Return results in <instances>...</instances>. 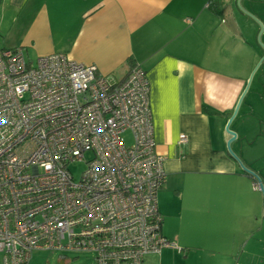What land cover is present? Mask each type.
I'll return each mask as SVG.
<instances>
[{"label": "crops", "instance_id": "0c3cea01", "mask_svg": "<svg viewBox=\"0 0 264 264\" xmlns=\"http://www.w3.org/2000/svg\"><path fill=\"white\" fill-rule=\"evenodd\" d=\"M218 2L0 1V47L22 48L32 61L64 54L119 81L135 64L146 71L154 140L168 175L157 201L163 234L180 249L150 254L144 264H264L263 255L246 251L264 227V199L242 167L264 181L245 156L264 153L246 87L263 55L249 37L261 25L264 36V0ZM231 15L239 17L231 23Z\"/></svg>", "mask_w": 264, "mask_h": 264}, {"label": "built area", "instance_id": "2783aa9c", "mask_svg": "<svg viewBox=\"0 0 264 264\" xmlns=\"http://www.w3.org/2000/svg\"><path fill=\"white\" fill-rule=\"evenodd\" d=\"M26 58L0 47L3 264H33L39 251L144 264L179 250L163 234L157 202L168 175L146 71L135 64L119 81L64 54ZM76 163L85 165L79 181Z\"/></svg>", "mask_w": 264, "mask_h": 264}, {"label": "rangeland", "instance_id": "374dc122", "mask_svg": "<svg viewBox=\"0 0 264 264\" xmlns=\"http://www.w3.org/2000/svg\"><path fill=\"white\" fill-rule=\"evenodd\" d=\"M237 17L239 16L231 15L227 17V19L231 23H233L235 18ZM235 33L236 31L234 29L233 37H232L233 40H235L234 38ZM260 33H259L260 36L258 35L259 37L258 36H255V38L253 36L249 37L250 39L253 38L254 44L258 47V49L263 50V55L259 59L260 62L256 60L258 63L255 65V67L252 70V73L254 74L252 75L251 73L252 77L250 76L251 80L249 79L250 83H248L249 85L247 87H249L250 95L249 94L248 95H249L251 104L253 105L254 119L256 120V123L258 124V128L260 127L261 132H262L260 141L261 143H263L264 142V59H263L264 58V47H263L264 46V36H263V29L261 28V26H260ZM231 45L233 49V41L231 42ZM217 49H218V46H217ZM251 49L252 48H250L249 51H252ZM228 53L229 51L228 52L226 51L224 52V55L222 54V56H226L228 55ZM246 126H247V129H249L247 132H250L252 130V127L250 125H246ZM246 126L244 127L245 130H246ZM255 135H257L256 132H255ZM127 137L128 139L126 141H128V144L130 145L132 143L130 134H127ZM245 156L248 159V161L251 162V165L253 166V168H255L256 170H259L260 171L259 173L264 174V153L262 151L261 152L247 151L245 152ZM84 167L85 165L80 164V163H76L73 165L72 171L75 177L74 180L79 181V179L81 178L82 172L85 169ZM245 169L249 170L247 167H245ZM263 196L264 195L262 194V197ZM254 235L255 237L254 236L250 237L252 242L250 246L247 247L246 249V251L249 252L247 255L251 257V256H255L254 254L256 253V254H261L264 256V227H262L261 229L258 227ZM242 252L240 253L239 258L243 254ZM32 256H33V264H95L94 255L91 253L89 254L88 253H74V252H66V253L52 252L51 253V251H39V252H35ZM2 260H3V257L2 255H0V264H3ZM259 261L260 260H258V262L251 261L250 263L260 264Z\"/></svg>", "mask_w": 264, "mask_h": 264}, {"label": "water", "instance_id": "95a60500", "mask_svg": "<svg viewBox=\"0 0 264 264\" xmlns=\"http://www.w3.org/2000/svg\"><path fill=\"white\" fill-rule=\"evenodd\" d=\"M239 3V2H238ZM240 6V5H239ZM245 11V10H244ZM246 12V11H245ZM247 13V12H246ZM249 14V13H248ZM253 17V16H252ZM258 21V20H257ZM259 22V21H258ZM262 26V25H261ZM262 29H263V27H262ZM262 32V31H261ZM261 34V33H260ZM260 36V35H259ZM258 36V37H259ZM260 42V41H259ZM264 47V46H263ZM264 59V58H263ZM262 59V60H263ZM261 60V61H262ZM260 62V61H259ZM259 65V64H258ZM257 68V67H256ZM256 70V69H255ZM254 70V71H255ZM254 73H252V75H253ZM252 75H251V77H252ZM250 80H251V78H250ZM249 83H250V81H249ZM249 85V84H248ZM247 87V86H246ZM248 88V87H247ZM247 88H246V90H247ZM246 90H245V92H246ZM244 92V93H245ZM244 95V94H243ZM243 98V96L240 98V100H239V103H238V105H237V108H236V110L234 111L235 113H234V116H235V114H236V111L238 110V106H239V104H240V101H241V99ZM233 116V117H234ZM232 117V118H233ZM232 120V119H231ZM231 120L229 121V123L231 122ZM228 123V124H229ZM228 124H227V128H226V131H227V133L229 134V136L232 138L229 142H228V150L231 152V147H230V145L229 144H231V141L232 140H234L236 137V134L233 132V131H231V129H230V125L228 126ZM232 153V152H231ZM233 154V153H232ZM234 155V154H233ZM235 156V155H234ZM236 157V156H235ZM237 158V157H236ZM237 161H238V159H237ZM240 162V161H239ZM240 164H241V162H240ZM242 165V164H241ZM242 167L245 169V167L242 165ZM245 171H247V173H250L254 178H255V180H257V183H258V185H259V190L261 191V193L264 195V181L257 175V174H255V173H252L251 171H249V170H247V169H245ZM264 197V196H263Z\"/></svg>", "mask_w": 264, "mask_h": 264}, {"label": "trees", "instance_id": "16d2710c", "mask_svg": "<svg viewBox=\"0 0 264 264\" xmlns=\"http://www.w3.org/2000/svg\"><path fill=\"white\" fill-rule=\"evenodd\" d=\"M1 1V0H0ZM219 0H211V4L215 7H218L220 4L218 2ZM217 2V3H216Z\"/></svg>", "mask_w": 264, "mask_h": 264}]
</instances>
